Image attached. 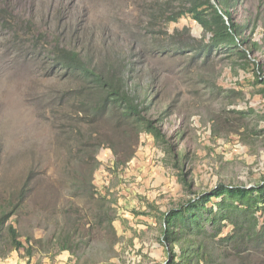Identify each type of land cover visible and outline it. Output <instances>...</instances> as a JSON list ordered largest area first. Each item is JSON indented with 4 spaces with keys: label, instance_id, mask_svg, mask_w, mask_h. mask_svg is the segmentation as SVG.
<instances>
[{
    "label": "rangeland",
    "instance_id": "obj_1",
    "mask_svg": "<svg viewBox=\"0 0 264 264\" xmlns=\"http://www.w3.org/2000/svg\"><path fill=\"white\" fill-rule=\"evenodd\" d=\"M0 5L23 27L30 21L36 34L59 38L96 64L134 62L138 82L154 87L146 89L149 115L185 155L191 183L183 186L170 156L146 133L133 158L117 167L107 147L122 142L125 129L110 117L80 123L83 97L75 94L58 109V97L81 81L0 25V215L13 212L0 227V264H166L162 212L220 182H264V0L231 6L245 47L253 49L249 61L226 49L196 55L209 35L188 17L169 23L162 17L183 8L181 0ZM100 140L104 146L97 147ZM256 216L264 225V211ZM8 226L22 247L12 246ZM232 228L224 221L217 232L207 223L199 240L223 264H264L261 241L225 240Z\"/></svg>",
    "mask_w": 264,
    "mask_h": 264
},
{
    "label": "trees",
    "instance_id": "obj_2",
    "mask_svg": "<svg viewBox=\"0 0 264 264\" xmlns=\"http://www.w3.org/2000/svg\"><path fill=\"white\" fill-rule=\"evenodd\" d=\"M181 1L183 8L162 17L166 23L188 17L209 35L207 43L202 42L200 48H197L196 55H203L205 59L213 49H226L233 56L248 60L253 49L245 47L242 27L232 17L231 6L235 0ZM0 22L3 31L14 33L18 44L41 50L56 69L81 81L82 86L78 90L73 89L58 97L61 102L58 109H62L67 96L75 94L77 99L83 97L79 101V109L85 119L80 116V123L87 125L89 121L110 117L115 121V128L125 129L124 140L107 147L115 157L112 162L117 167L133 158L140 134L146 133L157 145L163 146L172 160V166L179 171V180L183 186L191 188V183L187 181L188 173L183 171L182 158L185 155L173 146L159 123L160 120L149 115L150 104L147 102L146 89L150 88L151 93L154 87L149 83L144 87L138 82L140 70H137L134 62L126 60L120 63L114 60L103 65L96 64L80 51L66 46L59 38L49 40L46 32L36 34L35 26L30 21L23 27L20 18L2 5ZM251 46L256 48V44ZM256 81L261 83L260 80ZM262 91L264 95V85ZM149 99L152 103L156 99L155 94H151ZM89 137H96V134H90ZM96 146L104 145L100 140ZM124 151H128V154ZM263 211L264 182L251 187L220 182L194 198L162 212L161 243L166 252V264H223L219 262L223 257H215L207 252L199 240L205 233L207 223L218 232L220 224L228 221L233 232L225 240L230 243L250 241L253 244L261 241L264 247V225L259 227L256 216ZM12 213H1L0 227ZM8 233L14 248L23 246L20 240H15L18 239V234L12 226H8ZM67 248L62 247L63 251Z\"/></svg>",
    "mask_w": 264,
    "mask_h": 264
},
{
    "label": "water",
    "instance_id": "obj_3",
    "mask_svg": "<svg viewBox=\"0 0 264 264\" xmlns=\"http://www.w3.org/2000/svg\"><path fill=\"white\" fill-rule=\"evenodd\" d=\"M249 187V186H248Z\"/></svg>",
    "mask_w": 264,
    "mask_h": 264
}]
</instances>
